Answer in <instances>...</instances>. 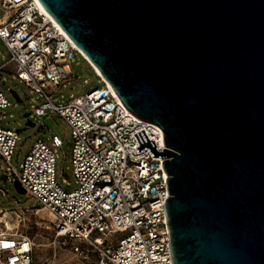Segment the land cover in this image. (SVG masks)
<instances>
[{"label":"water","instance_id":"95a60500","mask_svg":"<svg viewBox=\"0 0 264 264\" xmlns=\"http://www.w3.org/2000/svg\"><path fill=\"white\" fill-rule=\"evenodd\" d=\"M39 1L162 129L172 263L264 264V0Z\"/></svg>","mask_w":264,"mask_h":264},{"label":"built area","instance_id":"2783aa9c","mask_svg":"<svg viewBox=\"0 0 264 264\" xmlns=\"http://www.w3.org/2000/svg\"><path fill=\"white\" fill-rule=\"evenodd\" d=\"M0 8V61L3 47L9 56L0 81L10 71L36 96L29 118L51 110L71 128L75 185L58 172L57 135L38 138L18 170L19 134L0 127V168L52 215L55 239L81 264H173L163 207L168 158L138 152L135 136L144 130L161 153L162 129L129 112L99 75V88L56 104L60 88L75 79V58L86 59L39 0H0ZM12 107L0 89V111ZM34 251L31 237L0 233V264H35Z\"/></svg>","mask_w":264,"mask_h":264},{"label":"rangeland","instance_id":"374dc122","mask_svg":"<svg viewBox=\"0 0 264 264\" xmlns=\"http://www.w3.org/2000/svg\"><path fill=\"white\" fill-rule=\"evenodd\" d=\"M3 14L4 10L0 8V16ZM3 52L4 60L0 61V65L9 59L4 47ZM71 67L75 79L60 88L56 104L68 102L70 99L84 95L101 85L96 72L80 56L75 58ZM1 74L3 79L0 81V89L4 90L2 85L8 87L9 90L4 91L14 107L0 111V127L16 131L20 137L12 164L20 170L26 155L38 138H44L50 142L51 137L57 135L63 143V148L57 151L58 172L64 174L61 180L68 179L72 185H75L72 170L71 128L51 110H48L44 117L33 116L27 119L25 115L32 112L34 105L32 100L36 96L31 94L30 89L15 78L10 71ZM11 91L18 95L20 102L14 98ZM28 121L34 126H28ZM3 175H5L4 170L0 168V233L8 232L31 237L35 243V264H81L68 248L61 246L55 239L52 215L48 211H40L42 206L39 202L29 198L26 194L18 193L14 186L16 181L14 177L2 180ZM2 192L6 195H3Z\"/></svg>","mask_w":264,"mask_h":264},{"label":"bare ground","instance_id":"6f19581e","mask_svg":"<svg viewBox=\"0 0 264 264\" xmlns=\"http://www.w3.org/2000/svg\"><path fill=\"white\" fill-rule=\"evenodd\" d=\"M42 6V5H41ZM42 8H43V6H42ZM44 9V8H43ZM45 10V9H44ZM46 11V10H45ZM47 12V11H46ZM54 20V19H53ZM56 22V21H55ZM57 23V22H56ZM58 24V23H57ZM60 26V25H59ZM61 27V26H60ZM62 28V27H61ZM63 30V29H62ZM64 31V30H63ZM66 34V33H65ZM73 42V41H72ZM74 43V42H73ZM74 45H75V47L80 51V53L83 55V57L86 59V61H87V63L93 68V70L96 72V74L97 75H99L101 78H102V80L112 89V91H113V93L115 94V96L117 97V98H119L118 97V95H117V93L115 92V90H114V88H113V86L108 82V80L103 76V74L100 72V70L98 69V68H96L93 64H92V62L90 61V59H89V57L74 43ZM42 210H44V209H40V211H42ZM39 211V212H40ZM44 211H46V210H44ZM7 226H9V224H7ZM10 227V226H9ZM12 229V228H11Z\"/></svg>","mask_w":264,"mask_h":264}]
</instances>
